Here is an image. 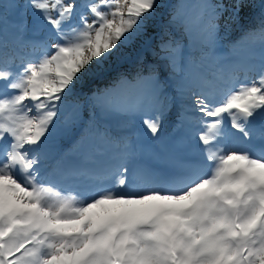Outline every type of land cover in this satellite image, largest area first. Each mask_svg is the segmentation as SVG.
Segmentation results:
<instances>
[{
    "label": "snow or ice",
    "instance_id": "1",
    "mask_svg": "<svg viewBox=\"0 0 264 264\" xmlns=\"http://www.w3.org/2000/svg\"><path fill=\"white\" fill-rule=\"evenodd\" d=\"M156 6L157 0H27L29 22L21 6L11 5L13 42L41 55L18 70L0 61V264H264V147L252 143L264 140V125L254 123L264 120V55L254 79L239 50L228 61L216 55L219 20L228 11L222 0L201 5L197 60L185 62L173 41L159 48L184 101L179 125L200 159L175 157L166 169L130 166L125 145L112 162L78 173L93 181L82 190H65L44 175L49 139L70 133L80 118L69 99L76 82L102 68ZM243 6L235 0L230 18L238 19ZM8 25L5 9L0 51ZM29 30L42 38L25 41ZM256 34L264 52V15L245 34L249 49ZM145 71L146 90L96 100L130 119L143 116L156 136L174 97L158 66ZM73 147L84 149L83 138Z\"/></svg>",
    "mask_w": 264,
    "mask_h": 264
},
{
    "label": "rangeland",
    "instance_id": "2",
    "mask_svg": "<svg viewBox=\"0 0 264 264\" xmlns=\"http://www.w3.org/2000/svg\"><path fill=\"white\" fill-rule=\"evenodd\" d=\"M205 2L206 0H157V6L151 15L146 17L141 30L125 41L117 53L108 57L102 68L86 73L79 78L69 99L80 107L81 117L88 109L93 110V113L95 112L94 120L98 122V133L101 137H98V141L87 147V149L82 150L74 149L73 146L76 141L67 137L69 133L58 132L51 137L48 141V155L44 164V175L48 180L65 190H82L85 186L92 184L93 181L86 178L87 182L82 183L80 177L84 175H79V172H74L73 169H67V167H74L76 171L81 170L83 161L84 167L90 165L88 170L98 169L112 162L114 157H118L124 151L125 145H128L129 151L132 150V152L138 154L134 156L135 154L131 153L130 166L138 164L151 169H160L156 167L159 164L166 166V169L175 157H186L193 162L201 158L196 150L195 142L188 139L187 129L179 125L180 114L184 108V101L180 94L176 96L174 93L169 92L174 100L170 110L164 114L161 130L156 136H153L144 126L143 116H137L134 119L126 118L119 122L113 121L112 124L107 123L103 120V117L108 121L110 117L112 118V110L114 111L115 108L100 103V109L97 112L93 103L94 101L99 103L96 97L106 92L112 93L114 97H119L120 95H130L146 90L148 85L146 82L141 81L140 77H146L148 73L145 69L153 66H158L165 76L176 80V76L172 75L170 64L159 56L160 45L165 41H173L174 45L179 46V56L185 62L197 60L202 48L203 27L201 18L203 13L201 5ZM209 2L215 3L217 0H209ZM26 3L27 0H2V4H0V11L7 10L8 30H10L7 35V37H10L9 40L7 39V47L3 49L6 50V55L1 57L2 50L0 61L14 54L10 61L12 67L17 70L21 61L36 60L41 55L39 50H34L24 44L14 43L12 39L14 30L11 23L15 19L16 10L11 5L21 6L18 10L27 12L30 22L32 10L23 7ZM222 3L228 11H225L219 20L220 28L215 44V53L222 60L228 61L230 56H234L236 50H239L243 57L254 66V70L247 73L250 78L254 79L259 74L261 57L264 55L259 34L252 37L255 43L251 49L248 47V41L241 36L234 41L232 48L229 39L233 41L240 30L242 31L248 27H253L247 31L248 33L259 28L261 16L264 15V0H243L244 6L240 10L238 19L230 18L231 8L235 0H222ZM41 38V36L34 35L30 30L23 34L25 41ZM228 50L229 52H227ZM239 75L243 80L244 72L240 71ZM173 89L175 90V88ZM152 115L151 112L148 113V118H151ZM254 123L259 128L264 125V120L257 117ZM108 125H112L113 128H121L125 135L116 134L115 141L113 138L102 137V133L107 132ZM139 130L142 133H139ZM76 131L77 129L72 133ZM95 131H97V123L91 132L95 134ZM133 136L134 139L130 143L128 139ZM126 139L127 143H121ZM101 140H103V143ZM66 141H69V146L62 147ZM252 143L257 147H264V140L259 138H256ZM99 144H104L107 150L110 151L111 157H104L106 153L102 152V147ZM102 154L103 157H100ZM60 155H63L61 159ZM49 158L52 159L49 160ZM97 159L100 160L98 163L96 162L98 165L91 163V160ZM53 164L59 166V168L61 167V169L64 166L62 170L67 171L53 170ZM59 172L65 175L63 176ZM66 183H70L71 187H66Z\"/></svg>",
    "mask_w": 264,
    "mask_h": 264
},
{
    "label": "bare ground",
    "instance_id": "3",
    "mask_svg": "<svg viewBox=\"0 0 264 264\" xmlns=\"http://www.w3.org/2000/svg\"><path fill=\"white\" fill-rule=\"evenodd\" d=\"M175 78H172V77H169V80H168V84H169V92L170 93H174L176 96L177 95H179L180 93H179V91H178V89L176 88V84H175ZM173 88H175V90L173 89ZM112 113H113V116H112V118L110 117L109 118V120L107 121V119L105 118V117H103V120L105 121V122H107V123H111L112 124V122L113 121H115V122H119V121H122V120H124V119H126V118H128V117H126L124 114H122L120 111H118V110H115L114 109V111L112 110ZM123 118V119H122ZM70 141V140H69ZM60 149V148H59ZM87 149V148H86ZM101 154V153H100ZM101 156V155H100ZM80 160V159H79ZM52 164V163H51ZM54 166H52V169L53 170H56V167L57 166H55V164H53ZM98 165V164H97ZM163 165H160V167H162ZM75 172V171H74Z\"/></svg>",
    "mask_w": 264,
    "mask_h": 264
},
{
    "label": "trees",
    "instance_id": "4",
    "mask_svg": "<svg viewBox=\"0 0 264 264\" xmlns=\"http://www.w3.org/2000/svg\"><path fill=\"white\" fill-rule=\"evenodd\" d=\"M233 44V42L232 41H230V46ZM80 108V107H79ZM82 115H83V113H82ZM79 121V120H78ZM139 133H142V132H140V130H139Z\"/></svg>",
    "mask_w": 264,
    "mask_h": 264
},
{
    "label": "water",
    "instance_id": "5",
    "mask_svg": "<svg viewBox=\"0 0 264 264\" xmlns=\"http://www.w3.org/2000/svg\"><path fill=\"white\" fill-rule=\"evenodd\" d=\"M66 185H67L66 187H71L70 184H68V183H66Z\"/></svg>",
    "mask_w": 264,
    "mask_h": 264
}]
</instances>
